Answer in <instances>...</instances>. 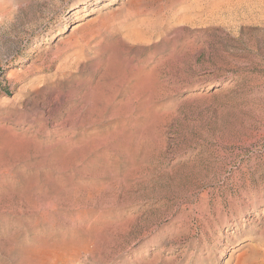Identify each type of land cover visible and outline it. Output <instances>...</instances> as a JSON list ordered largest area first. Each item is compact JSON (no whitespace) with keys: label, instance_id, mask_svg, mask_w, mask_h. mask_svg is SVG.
I'll return each mask as SVG.
<instances>
[{"label":"rangeland","instance_id":"1","mask_svg":"<svg viewBox=\"0 0 264 264\" xmlns=\"http://www.w3.org/2000/svg\"><path fill=\"white\" fill-rule=\"evenodd\" d=\"M0 264H264V0H0Z\"/></svg>","mask_w":264,"mask_h":264}]
</instances>
